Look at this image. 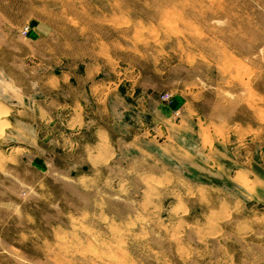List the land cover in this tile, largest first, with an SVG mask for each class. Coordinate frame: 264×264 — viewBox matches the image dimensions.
<instances>
[{
    "label": "rangeland",
    "instance_id": "1",
    "mask_svg": "<svg viewBox=\"0 0 264 264\" xmlns=\"http://www.w3.org/2000/svg\"><path fill=\"white\" fill-rule=\"evenodd\" d=\"M242 125L264 0H0V264H264Z\"/></svg>",
    "mask_w": 264,
    "mask_h": 264
},
{
    "label": "crops",
    "instance_id": "2",
    "mask_svg": "<svg viewBox=\"0 0 264 264\" xmlns=\"http://www.w3.org/2000/svg\"><path fill=\"white\" fill-rule=\"evenodd\" d=\"M66 72L63 70V73ZM71 72L72 76L70 78L71 86H76V79L74 76L76 75H85V69L83 71H69ZM63 74L62 72L58 73V76L61 77ZM63 80V77L60 78ZM10 104V103H9ZM84 132V130H82ZM227 135L230 134L229 130L224 131L222 135H218L217 139L218 141H221L223 144L227 143L226 133ZM255 132V129L251 127L250 125L247 126H240L236 127V129L232 132L236 136V140L238 141V150H239V156L242 155L243 157H246L247 162H242L239 164V167H237L236 171L231 177H228L229 180L232 182L231 189H228L227 187L224 188L217 184V187L222 191H232L235 193H239L240 195L248 198L249 200H255V201H261L264 204V201L261 199L262 196H264V177L257 174L256 170L252 168V164L249 162L251 157L253 158L255 155V139L251 138V133ZM221 137V140H219ZM226 140V141H225ZM97 141V140H95ZM99 142V139H98ZM95 145V143L93 144ZM224 147V146H223ZM246 148H249L245 150ZM246 153V155H245ZM250 154V158L247 157V155ZM218 179H223L222 176H217Z\"/></svg>",
    "mask_w": 264,
    "mask_h": 264
}]
</instances>
